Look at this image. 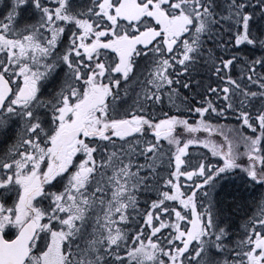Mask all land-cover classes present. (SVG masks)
<instances>
[{"label": "snow or ice", "instance_id": "6c2138e0", "mask_svg": "<svg viewBox=\"0 0 264 264\" xmlns=\"http://www.w3.org/2000/svg\"><path fill=\"white\" fill-rule=\"evenodd\" d=\"M0 264H264V0H0Z\"/></svg>", "mask_w": 264, "mask_h": 264}, {"label": "trees", "instance_id": "16d2710c", "mask_svg": "<svg viewBox=\"0 0 264 264\" xmlns=\"http://www.w3.org/2000/svg\"><path fill=\"white\" fill-rule=\"evenodd\" d=\"M207 76L205 77V81L207 82ZM190 122H192V118H190ZM229 122H232V121H229ZM197 135H207L205 134V132L201 129L198 131ZM190 151L191 152H196V151H199V152H204V151H207L203 146H190ZM150 198H153V197H145L144 199L147 200V199H150ZM141 207H143V203H141ZM129 227H131V225H129Z\"/></svg>", "mask_w": 264, "mask_h": 264}, {"label": "rangeland", "instance_id": "374dc122", "mask_svg": "<svg viewBox=\"0 0 264 264\" xmlns=\"http://www.w3.org/2000/svg\"><path fill=\"white\" fill-rule=\"evenodd\" d=\"M182 181L183 180H181V182ZM236 183H239V181H236ZM232 219L235 221V223H234V229H235L236 225L240 224L241 218H240V216L237 215V216H234Z\"/></svg>", "mask_w": 264, "mask_h": 264}, {"label": "flooded vegetation", "instance_id": "af4514ba", "mask_svg": "<svg viewBox=\"0 0 264 264\" xmlns=\"http://www.w3.org/2000/svg\"><path fill=\"white\" fill-rule=\"evenodd\" d=\"M206 77V76H205ZM207 78H209V77H207ZM210 79V78H209ZM205 134H207V133H205Z\"/></svg>", "mask_w": 264, "mask_h": 264}]
</instances>
